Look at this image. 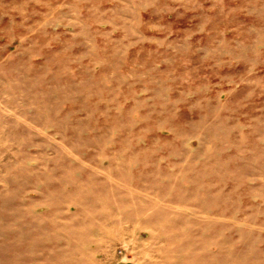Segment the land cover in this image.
<instances>
[{
    "label": "rangeland",
    "instance_id": "rangeland-1",
    "mask_svg": "<svg viewBox=\"0 0 264 264\" xmlns=\"http://www.w3.org/2000/svg\"><path fill=\"white\" fill-rule=\"evenodd\" d=\"M0 264H264V0H0Z\"/></svg>",
    "mask_w": 264,
    "mask_h": 264
},
{
    "label": "crops",
    "instance_id": "crops-1",
    "mask_svg": "<svg viewBox=\"0 0 264 264\" xmlns=\"http://www.w3.org/2000/svg\"><path fill=\"white\" fill-rule=\"evenodd\" d=\"M49 196H50V192H48Z\"/></svg>",
    "mask_w": 264,
    "mask_h": 264
}]
</instances>
